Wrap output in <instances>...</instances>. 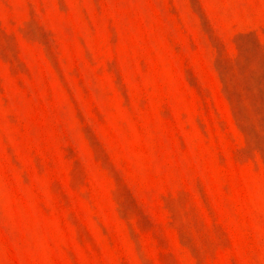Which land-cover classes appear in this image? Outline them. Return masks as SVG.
I'll return each mask as SVG.
<instances>
[{
  "label": "rangeland",
  "instance_id": "obj_1",
  "mask_svg": "<svg viewBox=\"0 0 264 264\" xmlns=\"http://www.w3.org/2000/svg\"><path fill=\"white\" fill-rule=\"evenodd\" d=\"M0 264H264V0H0Z\"/></svg>",
  "mask_w": 264,
  "mask_h": 264
}]
</instances>
